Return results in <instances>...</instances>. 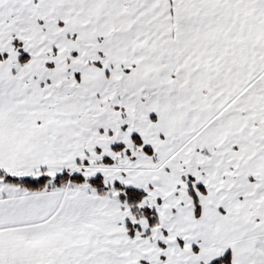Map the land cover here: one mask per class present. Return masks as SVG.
<instances>
[{
  "label": "snow or ice",
  "instance_id": "snow-or-ice-1",
  "mask_svg": "<svg viewBox=\"0 0 264 264\" xmlns=\"http://www.w3.org/2000/svg\"><path fill=\"white\" fill-rule=\"evenodd\" d=\"M0 264H264V0H0Z\"/></svg>",
  "mask_w": 264,
  "mask_h": 264
}]
</instances>
